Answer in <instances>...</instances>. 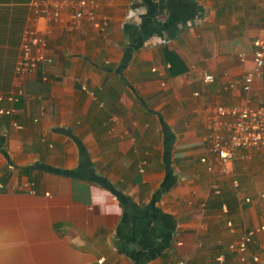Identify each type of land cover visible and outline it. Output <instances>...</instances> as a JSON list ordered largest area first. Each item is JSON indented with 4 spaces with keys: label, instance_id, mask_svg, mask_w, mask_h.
Returning <instances> with one entry per match:
<instances>
[{
    "label": "crops",
    "instance_id": "0c3cea01",
    "mask_svg": "<svg viewBox=\"0 0 264 264\" xmlns=\"http://www.w3.org/2000/svg\"><path fill=\"white\" fill-rule=\"evenodd\" d=\"M95 2L107 30L86 20L71 30L63 12L47 36L51 62L16 80L22 32L46 26L28 21L29 0H0V94L17 85L25 93L0 102L13 109L0 115V264H135L130 252L142 264H217L216 244L226 264H253L255 255L264 264V232L243 254L228 249L264 226V157L239 150L222 168L203 142L206 107L244 100L240 82L253 42L264 37V0ZM164 50L182 72L170 74ZM249 95L252 104L264 100V74ZM124 203L145 211L152 223L140 236L153 248L117 235ZM164 215L175 226L170 246L160 248L155 228Z\"/></svg>",
    "mask_w": 264,
    "mask_h": 264
},
{
    "label": "built area",
    "instance_id": "2783aa9c",
    "mask_svg": "<svg viewBox=\"0 0 264 264\" xmlns=\"http://www.w3.org/2000/svg\"><path fill=\"white\" fill-rule=\"evenodd\" d=\"M28 7L30 11L28 21L35 24L41 22L46 28L39 29L29 25L22 32L14 68L16 80L33 76L40 66L51 62L47 36L51 33V28L63 23L61 18L63 12L69 15L70 21L67 27L71 30H76L82 20L90 22L95 30L101 32L108 28V18L105 16L98 18V4L95 0H29ZM134 14L133 10H129L127 19L133 18ZM252 46V67L242 76L240 82V90L245 94L244 100L230 105L213 104L206 107L204 112L203 142L206 145L208 156L212 157L214 162L222 168L233 162L239 150L264 152V102L252 104L249 98L254 82L264 74V37L256 39ZM239 59L246 60L247 54H239ZM203 82L212 83L213 76L205 74ZM24 94L23 87L17 85L12 94L7 96L0 94V102L13 104ZM12 113V108H0L2 116ZM200 162L207 166V171L212 170L206 156L202 157ZM0 189H4L2 184H0ZM246 202H249V199ZM260 232H264V226L249 230L237 242L230 244L228 249L239 254L245 253L254 235ZM216 262L226 264L224 254H219ZM252 262L263 264L258 255L252 257ZM168 264L193 263L189 260H179Z\"/></svg>",
    "mask_w": 264,
    "mask_h": 264
},
{
    "label": "trees",
    "instance_id": "16d2710c",
    "mask_svg": "<svg viewBox=\"0 0 264 264\" xmlns=\"http://www.w3.org/2000/svg\"><path fill=\"white\" fill-rule=\"evenodd\" d=\"M131 26H126L125 29L128 30V28H130ZM128 32V31H127ZM167 49V48H165ZM164 55H165V61L167 63H169L171 65V68L169 70L171 75H176L179 72H182L184 69H178L177 70V65H173V57L174 55L166 50H164ZM165 127V126H164ZM164 135H165V141L167 145H171L173 142V136L170 134V130L165 127L164 129ZM170 149L165 150V170H166V175L167 178L165 179L164 184L167 185V187L169 188L170 185L173 183V179H171V174L173 173L172 168L170 167ZM98 178V182H103L102 178ZM6 181L3 180L2 183H5ZM106 188H108L110 191L114 192V189L111 186H107ZM119 196V195H118ZM119 199L122 200L123 203V198L121 196H119ZM126 204V203H124ZM126 213L123 215V219L121 220V224L119 225V227L117 228V235L119 237L122 236H129L130 237V241H138L139 238V245L141 247H143V249H149V248H153V244L149 243V244H145L144 241H149V239H151L148 235L141 237V233H146L147 229H145V227H150L149 223H152L149 220V218L145 217V211L141 210L138 207H135L133 205H129L126 204ZM157 215V214H156ZM155 215V217H156ZM162 218V225L160 226V228H155L156 230H158L160 237L163 238V245L160 246V248H162L165 245L170 246L171 244V240H172V234L174 232V221L169 217V216H161ZM155 222H157L156 220H158V218H154ZM148 222V223H147ZM152 230V229H151ZM153 231V230H152ZM124 234V235H123ZM148 237V238H147ZM144 238H147V240H145ZM147 241V242H148ZM135 250V249H134ZM153 249L150 250V253L148 254L147 258L150 259L152 258L153 254H154ZM139 255H141L139 253ZM130 256L133 257L135 264H142V262L140 261L141 256H138L137 254L134 256V253L132 254L130 252Z\"/></svg>",
    "mask_w": 264,
    "mask_h": 264
},
{
    "label": "rangeland",
    "instance_id": "374dc122",
    "mask_svg": "<svg viewBox=\"0 0 264 264\" xmlns=\"http://www.w3.org/2000/svg\"><path fill=\"white\" fill-rule=\"evenodd\" d=\"M259 102H264V100H258V101H256V103H259ZM257 154H260V155H262L263 157H264V152H260V151H257ZM264 166V161H261L259 164H258V166ZM261 169L262 168H260V171H261ZM225 174V173H224ZM229 175V174H228ZM231 177V178H230ZM229 178V182H230V185H231V183H232V176H230ZM216 246H218V248H220L219 250H218V252H216V254L215 255H219L220 253H223L224 252V250H223V244H216ZM217 249V248H216ZM224 254V253H223ZM217 255V256H218Z\"/></svg>",
    "mask_w": 264,
    "mask_h": 264
}]
</instances>
